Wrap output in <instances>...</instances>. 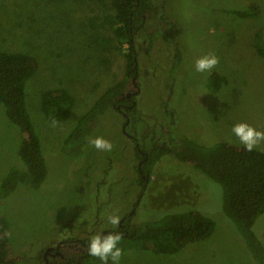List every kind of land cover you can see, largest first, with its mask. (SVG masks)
Returning <instances> with one entry per match:
<instances>
[{
	"label": "rangeland",
	"instance_id": "1",
	"mask_svg": "<svg viewBox=\"0 0 264 264\" xmlns=\"http://www.w3.org/2000/svg\"><path fill=\"white\" fill-rule=\"evenodd\" d=\"M150 1L173 26V44L164 35L147 41L137 32L136 114L125 127L116 109L107 110L90 138L103 137L112 150L100 151L87 142L75 153L64 142L77 119L125 77L127 45H119L108 26L90 24L101 23L112 11L97 0H0V51L36 60V71L25 84V105L47 170L38 188L19 184L0 200V216L19 264H46L40 259L47 247L114 229L106 219L113 211L120 221L129 216L135 224L189 209L215 223L208 239L173 255H154L120 241L119 264H254L237 224L222 211L221 187L169 155L139 185L132 139L147 150L172 124L176 136L212 147L216 142L241 145L231 132L238 122L264 131V58L257 51L264 47V0ZM252 4L257 9L253 17L231 13ZM175 45L177 66L172 61ZM208 53L219 59L211 72L226 79L217 92L210 86V73L194 68V61ZM60 87L74 98V107L66 121L53 126L40 111V94ZM18 144V133L0 105V182L13 168L25 170ZM255 149L264 151V142ZM253 231L264 245V215Z\"/></svg>",
	"mask_w": 264,
	"mask_h": 264
},
{
	"label": "trees",
	"instance_id": "2",
	"mask_svg": "<svg viewBox=\"0 0 264 264\" xmlns=\"http://www.w3.org/2000/svg\"><path fill=\"white\" fill-rule=\"evenodd\" d=\"M106 4L112 11L101 23L90 20L93 28L108 26L119 45L126 44L125 77L108 87L81 115L64 146H74L75 153L86 144L95 130L100 116L112 108L123 111L129 119L136 114V96L128 99L126 94L138 85L137 54L134 39L139 31L147 41L158 35L173 44L174 28L165 20L160 7L150 0H97ZM257 9L248 5L244 10L231 13L238 18H250ZM107 44L106 40H94ZM173 47V62L179 65L180 53L177 45ZM264 58V47L257 49ZM36 60L19 52L0 51V105L4 108L8 122L16 129L19 137L17 156L25 165V170L11 169L0 182V200L13 192L19 184L36 189L46 176V164L41 151L40 140L34 130L25 105V84L36 71ZM209 83L214 91L226 84L225 77L215 72L209 75ZM134 103V104H133ZM122 105H127L124 110ZM74 107V98L64 88L44 91L40 94V111L52 123L64 122ZM116 107H119L117 109ZM172 124L163 129L159 139L149 149L135 150L141 162L137 183L144 185L145 178L152 172L157 161L169 155L182 163L191 165L197 174L205 176L221 187L222 211L238 226V237L254 264H264V245L254 233L256 221L264 215V151H246L243 145L216 142L205 147L185 136H176ZM141 152V153H140ZM146 152V154H144ZM146 155V157H145ZM137 169V168H136ZM126 216L120 225L108 233L120 234L121 240L136 245L139 249L154 255H173L187 246L208 239L214 232L215 223L199 211L189 209L182 212H169L157 220L130 224ZM86 239H75L61 245V256L51 259V264H101L88 255ZM43 261V259H40ZM21 259L14 256L10 243L8 225L0 216V264H19Z\"/></svg>",
	"mask_w": 264,
	"mask_h": 264
},
{
	"label": "clouds",
	"instance_id": "3",
	"mask_svg": "<svg viewBox=\"0 0 264 264\" xmlns=\"http://www.w3.org/2000/svg\"><path fill=\"white\" fill-rule=\"evenodd\" d=\"M219 63L218 57L214 53L205 54L194 61V68L199 73H211ZM55 120L52 125L55 126ZM232 134L237 138L246 151H253L261 142H264V131H259L251 125L238 122L231 128ZM89 144L100 151L110 152L113 145L110 141L103 137L97 136L89 138ZM107 222L113 226H117L120 222V217L113 211L107 214ZM121 240L120 234L96 233L89 238L87 252L88 255L98 259L101 264H119L120 258L123 255L122 249L118 246Z\"/></svg>",
	"mask_w": 264,
	"mask_h": 264
},
{
	"label": "flooded vegetation",
	"instance_id": "4",
	"mask_svg": "<svg viewBox=\"0 0 264 264\" xmlns=\"http://www.w3.org/2000/svg\"><path fill=\"white\" fill-rule=\"evenodd\" d=\"M138 91H139V83H138V85L137 84H134V91H131V92H128L127 94H126V98H130L131 97V95H133V96H136L135 94L136 93H138ZM134 104V103H133ZM122 108L121 109H125L126 107H128L127 105H122L121 106ZM117 109H119V107H116ZM121 115H122V117H123V119H124V125H125V127H126V125L128 124V122H129V118L126 116V114L121 110V111H118ZM126 129V128H125ZM122 130L124 131V133H125V130H124V126H123V128H122ZM130 136H132L131 134H130ZM130 139H132L131 137H129ZM133 142H134V150H137V151H140L139 149V145H138V143H137V141H136V139L133 137ZM142 151V150H141ZM141 153V152H140ZM144 154H146V152L144 153ZM145 157H146V155H145ZM140 165H141V162L139 161L138 162V166H137V171L139 170V167H140ZM130 214V213H129ZM124 218L125 217H123L122 219H121V221L119 222V224L118 225H120L121 223H122V221H124ZM108 230H104V231H102L101 233L102 234H105L106 232H107ZM86 240H89V238H85ZM72 240H75V239H68V240H63L62 242H60V243H57L56 245H54V246H52V247H47L46 249H45V251H44V253H43V256H42V258H43V261H45V263L46 264H48V261L46 262V259H55L56 257H58V256H61V253H60V248H61V245L62 244H64V243H67V242H72ZM68 244V243H67ZM46 258V259H45ZM49 264H51V262L49 261Z\"/></svg>",
	"mask_w": 264,
	"mask_h": 264
}]
</instances>
